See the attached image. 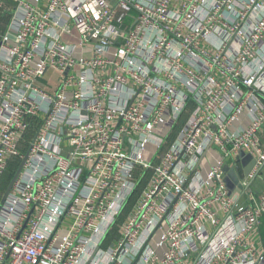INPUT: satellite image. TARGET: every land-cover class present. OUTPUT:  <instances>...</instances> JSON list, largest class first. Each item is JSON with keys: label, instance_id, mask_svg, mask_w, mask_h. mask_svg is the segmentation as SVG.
I'll use <instances>...</instances> for the list:
<instances>
[{"label": "built area", "instance_id": "obj_1", "mask_svg": "<svg viewBox=\"0 0 264 264\" xmlns=\"http://www.w3.org/2000/svg\"><path fill=\"white\" fill-rule=\"evenodd\" d=\"M263 167L264 0H0V264H264Z\"/></svg>", "mask_w": 264, "mask_h": 264}, {"label": "crops", "instance_id": "obj_2", "mask_svg": "<svg viewBox=\"0 0 264 264\" xmlns=\"http://www.w3.org/2000/svg\"><path fill=\"white\" fill-rule=\"evenodd\" d=\"M44 2H47V0H44ZM52 77L54 80L57 79V73L49 71L46 75L45 78H42L43 80L46 79V84L47 80ZM45 84V83H44ZM187 117V114H184L182 116V120L179 123H175V125H172L174 128L173 132V138L176 136V134L179 132L180 128L183 126V123ZM256 156H258L256 154ZM242 157V156H241ZM236 158V156H235ZM233 158L235 161L237 159ZM239 160L245 165L251 164V159L249 156H245L244 158H239ZM230 165L232 164V160L228 162ZM15 165V164H13ZM246 168V167H245ZM264 170V167L262 168L260 174L254 179L250 181V184L248 188L242 189V187L239 186L237 183V177L233 173H230L227 177V183L229 186V191L235 196L236 203L238 206H249V207H255L258 204L259 198L261 193L264 190V177L262 176V172ZM144 173L143 168H139V170L136 173V179H134L137 183V188L135 193L130 197L129 201L125 205V209L123 210V214L120 218V223L126 222L130 219L131 217V210L133 209L135 203L137 202V199L141 192L144 190L146 186H148V182L152 176L151 172H148L144 174V176L141 178L140 175ZM11 174V173H9ZM10 178H8L7 182L2 184L1 186V191L2 193H5L7 190L8 183L10 181ZM4 180V179H3ZM3 183V181H2ZM215 208H219L218 204H215ZM222 216V214H220ZM202 223H205L209 231H213V226L212 224L206 220L205 218L201 219ZM117 235V227L115 226L112 231V235H110L109 240L107 241L106 245L104 244V247H107L113 236ZM113 240V239H112ZM247 242L249 245H251L259 255H264V216L262 218V222L260 225L256 226L253 230H251L250 233L247 235ZM192 264L191 259L189 258L188 260L184 261L183 264Z\"/></svg>", "mask_w": 264, "mask_h": 264}, {"label": "water", "instance_id": "obj_3", "mask_svg": "<svg viewBox=\"0 0 264 264\" xmlns=\"http://www.w3.org/2000/svg\"><path fill=\"white\" fill-rule=\"evenodd\" d=\"M243 155H244V152H243V151L240 152V156H243ZM249 158H250V156H249ZM22 165H23V162H22V164H21V166H20V169H21ZM250 167H251V166H250ZM250 167H247V168H246V170H245L246 173L249 171ZM20 169L18 170V173L20 172ZM228 169H229V167L226 166V167H225V170H228ZM232 171L234 172V170H232ZM18 173H17V174H18ZM16 177H17V175L13 178V181L16 179ZM13 181H12V182H13ZM11 186H12V184H10V185L8 186L7 190L5 191V193H4V195H3V198H2V203H4V201L6 200L8 194H9V192H10V190H11ZM0 209H1V205H0Z\"/></svg>", "mask_w": 264, "mask_h": 264}, {"label": "rangeland", "instance_id": "obj_4", "mask_svg": "<svg viewBox=\"0 0 264 264\" xmlns=\"http://www.w3.org/2000/svg\"><path fill=\"white\" fill-rule=\"evenodd\" d=\"M40 85H44V83L46 84V79H41V80H39V82H38ZM262 176L264 177V170H263V172H262ZM8 178H9V176L8 175H6L5 177H4V180H3V186H4V184L7 182V180H8ZM191 264V263H190Z\"/></svg>", "mask_w": 264, "mask_h": 264}, {"label": "trees", "instance_id": "obj_5", "mask_svg": "<svg viewBox=\"0 0 264 264\" xmlns=\"http://www.w3.org/2000/svg\"><path fill=\"white\" fill-rule=\"evenodd\" d=\"M8 176H9V177H11V176H12V174H8Z\"/></svg>", "mask_w": 264, "mask_h": 264}]
</instances>
